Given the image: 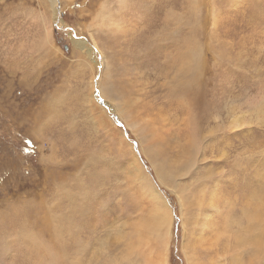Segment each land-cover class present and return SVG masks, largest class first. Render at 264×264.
<instances>
[{"label": "rangeland", "instance_id": "rangeland-1", "mask_svg": "<svg viewBox=\"0 0 264 264\" xmlns=\"http://www.w3.org/2000/svg\"><path fill=\"white\" fill-rule=\"evenodd\" d=\"M55 2L0 0V264H264V0Z\"/></svg>", "mask_w": 264, "mask_h": 264}, {"label": "bare ground", "instance_id": "bare-ground-1", "mask_svg": "<svg viewBox=\"0 0 264 264\" xmlns=\"http://www.w3.org/2000/svg\"><path fill=\"white\" fill-rule=\"evenodd\" d=\"M47 3L49 4V6L52 8V11L53 12H55L56 11V9H55V4H56V2H55V0H47ZM58 16V15H57ZM57 16H54L55 18L57 17ZM59 18V17H58ZM61 18V17H60ZM57 20V19H56ZM62 20V19H61ZM54 22V21H53ZM60 22H62V21H60ZM63 22H65L64 20H63ZM51 37V30L48 28V33H47V38H50ZM58 44V43H57ZM73 44H75V46L74 47H77L78 49H80L81 51H82V53H83V56H86V58H87V60L88 59H90V57L92 58V56H93V48H90L87 44H89V43H87L86 44V42L83 40V39H75L74 40V43ZM76 49V48H75ZM56 52V51H55ZM61 55V54H60ZM54 56V55H53ZM96 59V58H95ZM85 61V60H84ZM86 62V61H85ZM100 80V79H99ZM91 84V83H90ZM90 86V85H89ZM93 103V102H92ZM97 103V102H96ZM127 103L130 105V106H133V103H131V102H129L128 100H127ZM94 104V103H93ZM132 108V107H131ZM130 109L129 108H127L126 109V113H127V111H129ZM130 113V112H129ZM128 113V114H129ZM133 113V112H132ZM135 160H137V159H135ZM155 161V160H154ZM135 162V161H134ZM156 163V162H155ZM137 164H138V162H137ZM136 164V165H137ZM135 165V166H136ZM140 167V166H139ZM157 170H160V169H157ZM138 171V170H137ZM139 172V171H138ZM140 173V172H139ZM160 173V172H159ZM180 173V172H179ZM178 173V174H179ZM131 174V173H130ZM137 175V174H136ZM145 175V174H144ZM166 175V174H165ZM180 175H182V173H180ZM159 176H162V174H159ZM139 177H141V175H139ZM136 178H138V176L136 177ZM144 178V177H143ZM147 178L149 179V177L147 176ZM162 179V181H164V179L163 178H161ZM140 180H141V178H140ZM139 180V181H140ZM147 180V179H146ZM136 181H138V180H136ZM143 181V180H142ZM144 181H145V178H144ZM149 181L151 182V180L149 179ZM149 181H146V183H147V185H149L148 183H149ZM134 182V181H133ZM165 182V181H164ZM132 183V182H131ZM141 183V182H140ZM134 184V183H133ZM138 184H139V182H138ZM142 184V183H141ZM145 185V184H144ZM145 188H146V185L144 186ZM151 187V186H150ZM138 188V187H137ZM143 188V187H142ZM150 189V188H149ZM154 188H152V191H153V193L156 195H158L157 196V198L158 199H162V196L157 192V191H155V190H153ZM185 190H187V189H185ZM182 191V190H181ZM184 191V190H183ZM186 192V191H185ZM183 193V192H182ZM187 193V192H186ZM186 193H184V195L186 194ZM153 194V195H154ZM181 194V193H180ZM202 195V194H201ZM183 197V196H182ZM181 196H180V199H181V206H182V208H183V215H184V220L186 221L188 218H187V213L189 212V210L191 209H193L192 208V206L193 205H195L197 202H198V200H199V203H197V204H199L198 206H201V207H203L201 204V202H203L204 200L203 199H201V200H203V201H201L200 202V199H199V197H198V200H195V201H197V202H195V204H192V206H191V208L189 209L186 205L188 204V205H190V201H188V199H187V201L185 200L186 198L185 197H183L182 198ZM196 198V197H195ZM203 198H204V196H203ZM212 198V197H211ZM184 200H185V202H187V204H185V202H184ZM194 200V199H193ZM191 202H193V201H191ZM210 202V201H209ZM214 202V201H213ZM212 205H213V203H212ZM211 204H210V206L209 207H211V208H213V209H216V207L215 206H212ZM215 205V204H214ZM197 206V205H196ZM194 207V206H193ZM196 208V207H195ZM200 208V207H199ZM205 208H207V207H205ZM188 209V210H187ZM185 210L186 211H188V212H185ZM190 210V211H191ZM208 210V209H207ZM210 210V209H209ZM193 211V210H192ZM212 211H214V210H212ZM211 211V212H212ZM186 213V217H185V213ZM200 212V211H199ZM198 212V214H200ZM210 212V211H209ZM190 213L191 212H189V215H190ZM263 213V212H262ZM142 216V215H141ZM144 217L142 218L141 217V220H142V223H143V225L141 226V234H142V241H141V245L144 247V246H148V247H150V248H152L153 246L155 247V246H158V242H157V240L159 239V237L162 235V232L160 231V230H158L157 228H154V227H152V225L151 224H148V222H149V220H150V217H148V219L145 217V216H147V215H143ZM200 216V215H199ZM202 216V215H201ZM194 220H195V218H194ZM170 221H171V215L170 214H168V218H167V220H166V222H165V226H166V228L165 227H162V230H165L166 229V231H165V237H166V239L168 240V242L170 241ZM188 221V220H187ZM195 222L196 223H199V220H195ZM204 223V227H201L202 229L203 228H205L206 226H208L207 224H208V221L207 222H203ZM200 224V223H199ZM198 225V224H197ZM200 225H202V224H200ZM210 225V224H209ZM203 226V225H202ZM230 226V225H229ZM227 227V226H226ZM208 228V227H207ZM228 228V227H227ZM246 228L247 229H243V230H241V231H239V232H237L236 234H235V236H236V241L238 242V243H240V242H245V241H247L248 243H250V245L253 247V249H244V251L245 252H248V253H250V254H253L255 257L256 256H259L260 254H262V253H264V240H263V234H264V227H262V230H261V232H260V236H253L254 235V231H253V227H250L249 225H247L246 226ZM199 230V229H198ZM201 230V229H200ZM226 230V229H225ZM204 231V230H203ZM207 231V230H206ZM205 231V232H206ZM248 233L250 236H248V235H246V233ZM204 232V233H205ZM200 233H201V231H200ZM230 234L232 233V232H229ZM201 234H203V233H201ZM234 236V237H235ZM232 237V236H231ZM219 238V237H218ZM256 243V244H255ZM263 245V246H262ZM232 246V245H231ZM234 249V248H233ZM235 252H236V250H234ZM238 251V250H237ZM146 249H141L140 248V250H139V254L141 253L142 254V256H144L143 258L145 259V261H147V262H152L153 260L157 263L158 261H159V263H157V264H167V255H164L163 257H160L159 255H154V256H152V255H148V256H146V258H145V254H146ZM239 252V251H238ZM188 255V254H187ZM247 255V254H246ZM158 257V258H155V257ZM189 257V256H188ZM239 259H240V262L242 263V260H243V257L241 256V255H236L235 254V258H234V260H233V262H232V264H238V261H239ZM244 259H245V257H244ZM188 262H189V264H193V262L191 261V258H189L188 259ZM187 262V263H188ZM195 262V261H194ZM240 263V264H241ZM245 264V263H244Z\"/></svg>", "mask_w": 264, "mask_h": 264}]
</instances>
